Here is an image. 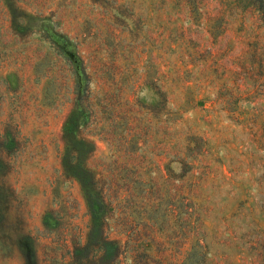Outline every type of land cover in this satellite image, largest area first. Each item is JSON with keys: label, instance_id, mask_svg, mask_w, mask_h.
Masks as SVG:
<instances>
[{"label": "rangeland", "instance_id": "374dc122", "mask_svg": "<svg viewBox=\"0 0 264 264\" xmlns=\"http://www.w3.org/2000/svg\"><path fill=\"white\" fill-rule=\"evenodd\" d=\"M0 264H264L255 0H0Z\"/></svg>", "mask_w": 264, "mask_h": 264}, {"label": "trees", "instance_id": "16d2710c", "mask_svg": "<svg viewBox=\"0 0 264 264\" xmlns=\"http://www.w3.org/2000/svg\"><path fill=\"white\" fill-rule=\"evenodd\" d=\"M255 2L258 4V8L262 13V17L264 19V0H255ZM67 125V124H66ZM65 129V128H64Z\"/></svg>", "mask_w": 264, "mask_h": 264}]
</instances>
